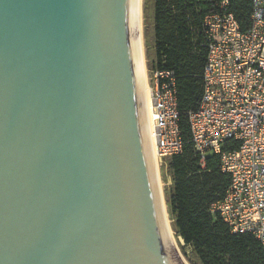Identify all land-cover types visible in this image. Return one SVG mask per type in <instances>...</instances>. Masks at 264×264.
<instances>
[{"label": "water", "instance_id": "1", "mask_svg": "<svg viewBox=\"0 0 264 264\" xmlns=\"http://www.w3.org/2000/svg\"><path fill=\"white\" fill-rule=\"evenodd\" d=\"M165 209L141 0H0V264H186Z\"/></svg>", "mask_w": 264, "mask_h": 264}, {"label": "built area", "instance_id": "2", "mask_svg": "<svg viewBox=\"0 0 264 264\" xmlns=\"http://www.w3.org/2000/svg\"><path fill=\"white\" fill-rule=\"evenodd\" d=\"M252 2L246 29L233 13L206 16L203 90L197 108L188 112V124L202 163L209 153H217L222 170L231 176L211 211L233 232L252 233L264 249V0ZM152 74L150 120L162 165L183 151L185 139L175 71L157 69ZM227 141L239 145L224 150Z\"/></svg>", "mask_w": 264, "mask_h": 264}, {"label": "trees", "instance_id": "3", "mask_svg": "<svg viewBox=\"0 0 264 264\" xmlns=\"http://www.w3.org/2000/svg\"><path fill=\"white\" fill-rule=\"evenodd\" d=\"M152 0L155 58L152 71L170 69L177 75L178 101L185 145L170 157L172 183L166 190L172 228L191 248V264H264L261 242L249 232L235 233L211 205L222 199L231 183L221 157L209 153L204 164L191 141L188 112L198 106L208 48L204 22L207 15L233 13L243 29L251 24L252 0ZM227 141L224 150L238 147Z\"/></svg>", "mask_w": 264, "mask_h": 264}, {"label": "rangeland", "instance_id": "4", "mask_svg": "<svg viewBox=\"0 0 264 264\" xmlns=\"http://www.w3.org/2000/svg\"><path fill=\"white\" fill-rule=\"evenodd\" d=\"M152 10H153V2L152 0H142V18H143V36H144V53L146 58V67H147V75H148V82L151 85L152 83V70L150 69V65L155 58V41H154V34H153V26H152ZM170 157H167L164 163L158 166V173L161 182V187L164 192V197L166 200V206L168 210V201H167V194L166 190L172 183V178L170 176V170L168 167ZM159 163V162H158ZM168 218L172 227V220L170 218L169 210H168ZM173 230V228H172ZM174 234V240L176 242V246L180 251L181 256L185 259L188 264H191L188 260V256L191 255V248L189 246H185L184 243L177 238Z\"/></svg>", "mask_w": 264, "mask_h": 264}, {"label": "bare ground", "instance_id": "5", "mask_svg": "<svg viewBox=\"0 0 264 264\" xmlns=\"http://www.w3.org/2000/svg\"><path fill=\"white\" fill-rule=\"evenodd\" d=\"M141 34H142V43H143V53H144V36H143V18H142V0H141ZM144 62H145V72H146V82H147V92H148V102H149V111H150V103H151V99H150V92H151V87H150V84L148 82V75H147V67H146V58H145V53H144ZM151 128H152V125H151ZM153 136V134H152ZM153 143H154V139H153ZM154 150H155V143H154ZM155 157H156V153H155ZM156 164H157V170H158V166L160 165L158 163V160H157V157H156ZM158 177H159V173H158ZM159 183H160V186H161V182H160V178H159ZM164 206H165V210H166V213H167V206H166V200H165V197H164ZM167 220H168V224L170 225V221H169V218L167 216ZM173 233V231H172ZM172 237H173V241H174V245L176 247V250L178 251V254L180 255V257L182 258V260L188 264L185 259L181 256L180 254V251L178 250L177 246H176V242L174 240V236L172 234ZM180 240L183 242V239L180 237ZM184 243V242H183Z\"/></svg>", "mask_w": 264, "mask_h": 264}]
</instances>
